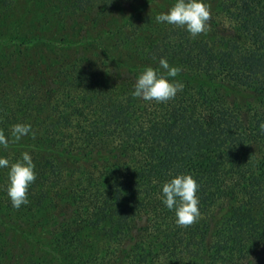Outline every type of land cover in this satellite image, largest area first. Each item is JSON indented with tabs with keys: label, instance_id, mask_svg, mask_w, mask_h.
<instances>
[{
	"label": "trees",
	"instance_id": "1",
	"mask_svg": "<svg viewBox=\"0 0 264 264\" xmlns=\"http://www.w3.org/2000/svg\"><path fill=\"white\" fill-rule=\"evenodd\" d=\"M205 2L195 38L156 22L174 0H36L28 34L0 38V51L20 53L24 87L35 84L33 107L0 98V130L35 133L0 155L28 151L37 174L15 209L0 168V264H264V0ZM160 57L182 69L169 79L183 90L165 103L133 97ZM169 173L199 184L201 216L186 228L161 202Z\"/></svg>",
	"mask_w": 264,
	"mask_h": 264
},
{
	"label": "clouds",
	"instance_id": "2",
	"mask_svg": "<svg viewBox=\"0 0 264 264\" xmlns=\"http://www.w3.org/2000/svg\"><path fill=\"white\" fill-rule=\"evenodd\" d=\"M210 19V8L205 0H174L166 12L156 14L157 23L183 28L195 38L204 33ZM182 69L170 65L166 58L160 57L158 67L146 66L137 76L132 96L145 102L165 103L174 99L183 90V83L175 78ZM264 131V124L260 125ZM35 135L28 123H15L10 133L0 130V149H8L11 144L23 137ZM0 168L7 169L6 195L15 209L27 205L29 186L36 180L35 163L28 151L21 153L15 162L0 155ZM199 184L190 173H169L160 188L163 205L174 214L178 227H188L201 216L198 195Z\"/></svg>",
	"mask_w": 264,
	"mask_h": 264
},
{
	"label": "rangeland",
	"instance_id": "3",
	"mask_svg": "<svg viewBox=\"0 0 264 264\" xmlns=\"http://www.w3.org/2000/svg\"><path fill=\"white\" fill-rule=\"evenodd\" d=\"M40 12L41 11L38 7V4L36 3V0H33L31 3H28L26 0H11V7L4 6V4H0V38L7 34L27 35V22L29 20L34 22L36 20L40 21L42 19V17L40 16ZM110 42H112L110 39H106L104 43L110 49L111 53H114L115 51L119 54H126L125 49H122L120 52L116 47L110 48ZM38 49V45H33L27 50L28 52L26 51L25 53L29 55V58H34L38 53ZM17 52L16 50H14V52L6 50L0 51V54L3 55L4 58L9 57L11 55L14 56L13 59H8V73L0 85V98H2V103L5 104V108H7V105L16 108L18 106L19 99H21L24 108L26 106V103H23L24 99L29 96L31 97L30 93L35 92V84L33 82L29 83L30 85H28L27 87H24V77L18 72L17 64L19 63V61L17 60L14 62L16 56L20 59V53ZM4 58L2 59V62L4 61ZM11 71L13 74H11ZM22 93H24L25 95H23ZM30 102L33 107L35 105L34 96L31 97V99L29 100L28 105ZM17 116H19V114H17ZM21 116H19V118H21ZM63 161L66 162L65 160ZM70 168L74 169L73 167H69L68 165L64 166L63 182L66 185H68L71 181V178H65V176H67V173H70ZM51 177V174H48L47 179L45 180V183L42 186L43 188H48V186L50 185ZM3 181H7V179H4ZM37 190L38 188L35 189V192Z\"/></svg>",
	"mask_w": 264,
	"mask_h": 264
}]
</instances>
